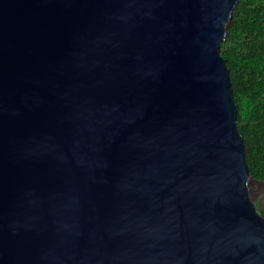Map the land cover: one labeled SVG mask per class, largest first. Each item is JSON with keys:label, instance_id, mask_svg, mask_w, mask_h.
Listing matches in <instances>:
<instances>
[{"label": "water", "instance_id": "95a60500", "mask_svg": "<svg viewBox=\"0 0 264 264\" xmlns=\"http://www.w3.org/2000/svg\"><path fill=\"white\" fill-rule=\"evenodd\" d=\"M236 2L0 0V264H264Z\"/></svg>", "mask_w": 264, "mask_h": 264}, {"label": "trees", "instance_id": "16d2710c", "mask_svg": "<svg viewBox=\"0 0 264 264\" xmlns=\"http://www.w3.org/2000/svg\"><path fill=\"white\" fill-rule=\"evenodd\" d=\"M219 54L229 73L249 178L264 183V0H237ZM257 212L264 219V204Z\"/></svg>", "mask_w": 264, "mask_h": 264}, {"label": "rangeland", "instance_id": "374dc122", "mask_svg": "<svg viewBox=\"0 0 264 264\" xmlns=\"http://www.w3.org/2000/svg\"><path fill=\"white\" fill-rule=\"evenodd\" d=\"M248 194L252 200L256 210L261 208L264 204V183L249 181L248 182Z\"/></svg>", "mask_w": 264, "mask_h": 264}]
</instances>
